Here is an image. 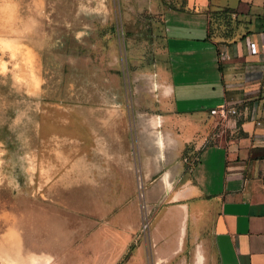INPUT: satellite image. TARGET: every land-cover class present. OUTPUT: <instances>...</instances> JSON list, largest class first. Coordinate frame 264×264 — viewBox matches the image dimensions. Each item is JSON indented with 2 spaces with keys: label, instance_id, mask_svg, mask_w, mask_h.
I'll return each instance as SVG.
<instances>
[{
  "label": "crops",
  "instance_id": "crops-1",
  "mask_svg": "<svg viewBox=\"0 0 264 264\" xmlns=\"http://www.w3.org/2000/svg\"><path fill=\"white\" fill-rule=\"evenodd\" d=\"M119 3L126 17H157L156 27L122 29L158 37L160 58L144 72L146 84L133 89L142 97L135 109L75 112V192L86 193L82 199L102 193L120 209L106 213L118 215L128 234L138 228L131 212L140 206L139 183L141 207L152 218L158 212L150 264H198V255L201 264H264V0ZM224 9L251 19L245 37L257 42L258 55L247 54L244 39L209 36L210 13ZM222 46L230 56L224 63ZM223 105L237 116L210 115Z\"/></svg>",
  "mask_w": 264,
  "mask_h": 264
},
{
  "label": "rangeland",
  "instance_id": "rangeland-1",
  "mask_svg": "<svg viewBox=\"0 0 264 264\" xmlns=\"http://www.w3.org/2000/svg\"><path fill=\"white\" fill-rule=\"evenodd\" d=\"M119 2L0 0V264L152 260L158 212L152 218L141 207L139 183L140 206L131 212L138 228L128 234L118 215L106 213L115 209L102 193L75 192V112L142 102L133 89L160 58L158 37L122 29L156 27L157 17H126ZM250 21L233 14L230 27L209 24V32L225 42L232 29L241 40Z\"/></svg>",
  "mask_w": 264,
  "mask_h": 264
},
{
  "label": "built area",
  "instance_id": "built-area-1",
  "mask_svg": "<svg viewBox=\"0 0 264 264\" xmlns=\"http://www.w3.org/2000/svg\"><path fill=\"white\" fill-rule=\"evenodd\" d=\"M244 43L247 54L249 56H256L259 54V47L257 42H255L254 40L250 39V37L247 36L244 38ZM228 60H230V56L227 52L226 47L225 46L220 47L218 49V61L220 63H224L227 62ZM210 115L214 117H218L221 120H227L230 117L237 116V110L235 109L234 106L223 105L216 109L211 110Z\"/></svg>",
  "mask_w": 264,
  "mask_h": 264
},
{
  "label": "trees",
  "instance_id": "trees-1",
  "mask_svg": "<svg viewBox=\"0 0 264 264\" xmlns=\"http://www.w3.org/2000/svg\"><path fill=\"white\" fill-rule=\"evenodd\" d=\"M234 13L228 9H224L221 11H216V12H211L209 15V24H218V25H223L225 28L230 27L231 25V16ZM232 29L228 30L226 33L227 35L224 36V39H226V41H231L234 39V34L231 31ZM209 36L211 37V34L209 32ZM244 37H242V39H244Z\"/></svg>",
  "mask_w": 264,
  "mask_h": 264
},
{
  "label": "bare ground",
  "instance_id": "bare-ground-1",
  "mask_svg": "<svg viewBox=\"0 0 264 264\" xmlns=\"http://www.w3.org/2000/svg\"><path fill=\"white\" fill-rule=\"evenodd\" d=\"M152 121H154L153 123H155V124H160V119H158V118L152 119ZM156 135H157V139H156L157 145L160 148H162L163 147L162 138L160 135H158V134H156Z\"/></svg>",
  "mask_w": 264,
  "mask_h": 264
},
{
  "label": "clouds",
  "instance_id": "clouds-1",
  "mask_svg": "<svg viewBox=\"0 0 264 264\" xmlns=\"http://www.w3.org/2000/svg\"><path fill=\"white\" fill-rule=\"evenodd\" d=\"M31 264H40V260L34 258L31 260ZM43 264H53L52 258L49 257L44 259Z\"/></svg>",
  "mask_w": 264,
  "mask_h": 264
}]
</instances>
